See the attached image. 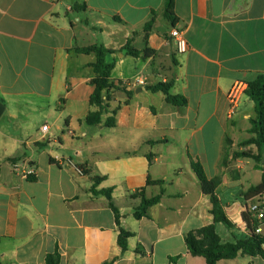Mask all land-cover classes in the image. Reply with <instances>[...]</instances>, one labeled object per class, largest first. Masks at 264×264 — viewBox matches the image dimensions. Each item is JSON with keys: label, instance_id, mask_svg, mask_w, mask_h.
<instances>
[{"label": "crops", "instance_id": "obj_1", "mask_svg": "<svg viewBox=\"0 0 264 264\" xmlns=\"http://www.w3.org/2000/svg\"><path fill=\"white\" fill-rule=\"evenodd\" d=\"M164 7L165 0H0V264H47L55 253L58 264H207L189 254L187 233L214 224L223 243L249 235L242 215L256 199L245 193L262 183V170L235 155L258 153L245 146L256 137L255 103L246 89L232 111L228 95L235 83L248 87L264 75V0H175V25ZM173 29L188 42L184 54ZM127 45L154 52L134 57ZM91 46L111 50L105 60L115 65L96 126L86 122L99 110L90 104L96 55L78 52ZM167 83L186 106L149 90ZM44 113L52 124L31 133ZM192 161L209 179L221 177L217 195L232 228L215 223ZM31 168L33 179L25 176ZM95 176L105 178L96 190L112 189L121 226L133 233L125 252L109 200L93 193ZM143 188L147 198L163 195L137 219ZM218 264L264 259L240 254Z\"/></svg>", "mask_w": 264, "mask_h": 264}, {"label": "trees", "instance_id": "obj_2", "mask_svg": "<svg viewBox=\"0 0 264 264\" xmlns=\"http://www.w3.org/2000/svg\"><path fill=\"white\" fill-rule=\"evenodd\" d=\"M165 17L173 25L177 22V16L175 14V0H165L164 7ZM155 22V17H153L145 26V31L148 34ZM127 49L130 55L134 57L148 58L154 52L153 50L146 48L144 51H138L127 45ZM78 52L83 54H95L96 62L92 64L95 71L96 77L91 81L94 86V92L91 95L90 104L99 108L98 111L92 112L86 119L87 124L96 126L102 123V116L104 112V95L109 92L113 87L111 82V74L115 67L114 64L106 63L105 57L108 53H112L111 50L106 49L104 46H91L87 48L78 49ZM173 88L172 83L160 84L155 87H150L149 90L152 92H163L166 95V101L176 107H184L187 105V99L180 95H175L171 92ZM247 96H249L255 103L256 116L252 119V129L251 132L256 135L255 138L246 141L247 145H256L258 148V153L253 155L251 153H238L235 157H252L256 163L257 168L262 170V183L258 186L251 187L245 193V199L247 202L254 201L257 198L264 196V75H258L257 78L248 83V88L246 90ZM62 102L64 99L61 100ZM105 125L107 127H113L116 125L115 117L109 118ZM149 161L152 163L153 157L148 156ZM226 163V162H225ZM192 168L196 173L200 183L202 191L210 195L212 198L213 209L212 214L215 219V223H222L227 227L232 228L233 224L229 220L223 204L221 203L217 190L221 185V177H216L209 179L200 163L192 161ZM82 170V168H81ZM33 179V177H29ZM104 177L95 176L93 193L102 194L109 200V206L113 210L116 222L119 226V236L118 244L122 251L125 252L128 249V241L133 236V233L125 230L121 226V214L119 209L113 203L112 189L97 191V186L104 180ZM149 184L151 181L149 180ZM162 181L156 182V184H162ZM141 197V204L136 209L135 217L141 219L145 216L146 210L155 204H158L161 199L163 192L161 194L153 197L147 198L145 195V188L137 192ZM264 208V206H263ZM243 222L248 230V236L236 240L233 243H223L221 237L216 231L215 225L205 226L186 234L185 242L188 248L189 254L192 256H200L205 258L207 264H218L222 260H231L236 258L238 255L242 254L244 256L250 257H262L264 259V234L257 233L256 229L264 227V218L257 219L254 213H251L246 207L245 212L242 215ZM178 258V257H177ZM47 264H58L59 255L52 254L47 257ZM104 264H109L104 263Z\"/></svg>", "mask_w": 264, "mask_h": 264}, {"label": "built area", "instance_id": "obj_3", "mask_svg": "<svg viewBox=\"0 0 264 264\" xmlns=\"http://www.w3.org/2000/svg\"><path fill=\"white\" fill-rule=\"evenodd\" d=\"M171 37L174 40L175 43V47H176V52L179 54H184L188 51L189 46H188V42L186 40V38L184 37L183 32L177 30V29H173L171 32ZM138 83L143 84V81L139 80ZM131 82H127V85H131ZM248 87H246V84L242 83V82H237L235 83V85L232 87L228 98H229V102L231 104V109L232 111L236 108V106L239 103L240 97L243 94V92L247 89ZM42 133H47L49 131V126L48 125H44L41 128ZM27 178L29 177H33L35 176V170L34 169H30L26 175ZM264 196L257 198L256 201H254L249 207L248 210L251 213H254V215L256 216L257 219H263L264 218ZM263 229L262 228H258L256 229L257 233H262Z\"/></svg>", "mask_w": 264, "mask_h": 264}, {"label": "rangeland", "instance_id": "obj_4", "mask_svg": "<svg viewBox=\"0 0 264 264\" xmlns=\"http://www.w3.org/2000/svg\"><path fill=\"white\" fill-rule=\"evenodd\" d=\"M48 122L50 125L52 124V121L51 120H49L48 118H47V114L46 113H44V114H39L35 119H33V121H32V125H31V128H30V132L31 133H35L39 128H40V126L44 123V122ZM1 124H2V122H0ZM0 124V125H1ZM250 161H252V163L253 164H255L256 163V161L254 160H250Z\"/></svg>", "mask_w": 264, "mask_h": 264}, {"label": "water", "instance_id": "obj_5", "mask_svg": "<svg viewBox=\"0 0 264 264\" xmlns=\"http://www.w3.org/2000/svg\"><path fill=\"white\" fill-rule=\"evenodd\" d=\"M4 111H5V106L0 102V118L3 115Z\"/></svg>", "mask_w": 264, "mask_h": 264}]
</instances>
